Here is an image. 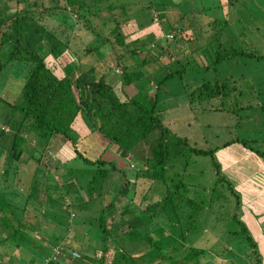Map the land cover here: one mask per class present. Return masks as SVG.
Returning <instances> with one entry per match:
<instances>
[{
  "label": "trees",
  "instance_id": "obj_1",
  "mask_svg": "<svg viewBox=\"0 0 264 264\" xmlns=\"http://www.w3.org/2000/svg\"><path fill=\"white\" fill-rule=\"evenodd\" d=\"M9 1L0 0V74L11 67L21 73V79H18L20 85L13 100L0 95V178H3L2 182L0 180V264H59V259L52 258L54 247L60 248L57 256L73 251L78 253V257L69 259V264H207L204 255L209 251L211 257L221 263L224 254L221 248L233 240H246L258 259L257 243L242 220L240 194L232 180L221 172L222 166L215 154L233 142L242 143L255 156L262 157L264 164V149L259 147L261 145H249V139L236 134L229 140L223 138L221 143L213 142L207 148L192 146L188 137L177 135L161 119L159 115L166 108H157L161 87L179 78L177 84L183 94L180 92L181 96L168 98L179 103L184 112L187 109L214 112L230 106L227 110L234 120L252 121L255 108L251 107L250 98L242 97L245 92L242 87L250 77L228 73L224 64L242 57L264 59V54L238 46L239 38L227 32L231 8L239 0H218L216 5H206L205 0H176L171 7L181 10H177L178 16L171 21L155 6L158 1L134 2L140 3L142 9L154 8L150 20L157 24L149 25L151 30L145 37H129L124 26L121 27L118 18L127 20L129 2L106 0V9L97 13L103 18V33L97 30L92 42L81 48L83 52L69 60L65 67L60 66L59 60L69 56L70 39H62L50 31L38 21L36 14L64 19L71 13L83 18L86 2L53 0L54 4L47 5L45 1L15 0V8L11 10ZM115 9H122L123 16H119L122 12L114 13ZM188 13L194 26L183 25ZM109 22H113V26L108 25ZM86 26L89 28L88 24ZM46 29L57 43L50 46L49 54L44 58L36 45ZM196 30L199 33L195 34ZM181 39L188 44L172 47V43ZM109 51L114 56L115 76L120 79L118 88L107 81L112 69L104 65L106 60L99 55ZM126 52L132 63L128 62L129 58L125 60ZM165 53L168 54L166 62L161 60ZM89 55L91 58L87 57ZM195 55L203 63L195 60ZM100 59L103 67L99 65ZM221 66L225 70L221 71ZM151 80L156 87L154 91L146 88ZM231 98L233 101H229ZM256 108L263 112L262 105ZM242 111L247 112L242 115ZM77 122L81 123L78 129L75 128ZM200 124L206 127V123ZM229 127L236 129L240 125L235 121L229 123L228 131ZM94 135H98L103 156L113 146L118 150V155L113 157L132 159L135 182L130 181L128 173L113 161V157L100 154L89 157L78 147L82 141L91 144ZM30 139L41 147L42 155L52 153L47 146L56 140L55 150L60 147V155L69 158L64 162L54 159L51 165L41 163L40 158L35 157V150L27 146ZM28 149L43 171L36 166L29 185L22 189L18 184L20 177L13 183L9 180L8 167ZM192 155L212 157L216 180L208 201L188 194L189 183L185 179L191 178L188 168ZM47 158L50 160L53 155ZM75 158L85 165L81 174L64 172L66 164ZM50 169L62 170L59 179L49 172ZM115 171H119L125 181L116 193L111 194L109 178ZM55 180L60 182L48 183ZM136 180L147 181L148 189L152 184L161 186L160 199L142 206L145 190L135 189L133 194L137 195L131 200L130 189L131 185L136 186ZM6 181L9 183L3 184ZM108 195L111 200L103 202L102 198ZM119 196L129 198L115 219V201ZM220 199L226 202L223 206L226 215V205L233 200L236 206L234 220L227 222L215 214L216 208L210 203ZM85 210L91 211V215H86ZM30 214L40 217L44 225L61 231L59 240L41 236V227L36 228L27 220ZM159 215L168 219L169 230L155 220ZM75 223L83 224V233L96 240L98 245L93 247L92 253L75 240L74 231L69 233ZM233 224L238 227L234 228ZM122 227L125 230L116 234ZM176 228H179L178 232ZM203 231L214 236V243L206 248L197 237H192ZM37 236L41 237V242ZM118 237H122L120 242L126 246L116 242ZM109 241L114 242L111 255H107ZM229 262L237 264L233 259Z\"/></svg>",
  "mask_w": 264,
  "mask_h": 264
},
{
  "label": "rangeland",
  "instance_id": "obj_2",
  "mask_svg": "<svg viewBox=\"0 0 264 264\" xmlns=\"http://www.w3.org/2000/svg\"><path fill=\"white\" fill-rule=\"evenodd\" d=\"M39 1H45L47 5L54 4L53 0L52 1L37 0V2ZM84 1L86 2V4H88V5L85 4V6L83 7L84 10L83 13L87 17L86 16L83 18L75 17V15L68 13L66 14L64 19L62 17L61 19H58L55 16H49L47 14H42V15H39V13L36 14L38 21L42 25L46 26V28H48L50 31L56 32V34L60 38L62 39L69 38L71 41L72 48L69 49L70 51L69 56H66V58H61V60H59L61 67L62 66L65 67L69 60H72L78 54L80 55L81 54L80 52H83L81 48L84 49L88 43L92 42L93 36H95L94 33L98 34L97 30H100L101 34L103 33V28H104L103 18L102 16L101 17L98 16L97 13L106 9V0L105 1L84 0ZM114 1H116V3L117 1L120 2L124 1L130 3L128 4L127 7L125 6L128 11L127 20L125 17L118 18L121 23V27L124 26L125 32L129 33L128 34L129 37H133V35L139 37H145L147 32L151 30L149 25L153 26L157 24L156 23L157 21L154 22L153 19L150 20V16H151L150 14L152 13V15H154L153 13L154 8L147 7L142 9L140 3L137 4L134 3V2H142L143 4L145 2L147 3L150 0H114ZM151 1L159 2V4H155V6L158 9L160 8L161 15L164 14L165 18H167L170 21L172 19L174 20V18L178 16L177 10L178 11L181 10V8H178L176 10L175 8L171 7V5H173L176 2V0H151ZM239 1L242 2L240 3ZM239 1L235 2V6L231 8L230 11L231 22L229 23V29H227L228 30L227 32L229 33L230 36H237L239 38L240 45L238 46H240L241 48L250 51L252 50L257 54H264V0H239ZM205 2L206 5L207 4L216 5L218 0H205ZM8 3H9V9L14 10L15 0H11ZM25 4L28 3L25 2ZM119 5H121V3H119ZM140 8L143 11H137ZM117 12H122L119 16H123L122 9H115L114 13ZM220 12L222 14L224 10L222 9V11ZM87 24L89 25V28L93 29V31L86 26ZM188 24L194 26V21L192 19L191 14L189 13L186 14V16H184V21H183V25L186 26ZM108 25L113 26V22H109ZM155 28H158V25ZM47 31L48 30L46 29L43 32V35L40 36V39L38 40V43L36 45L39 54L44 58L47 57V54H49L50 46L52 44L57 43L56 39L54 40L52 39V36L50 35L51 32L49 31L47 32ZM196 33H199V30H196L195 34ZM168 39H172V38H168ZM166 43L168 44V42ZM161 44L165 45V42L162 41ZM182 44L186 45L188 44V42L183 41L181 39L180 41H175L174 45L172 43V47L175 45L177 46ZM110 54H111L110 51L107 52L106 55H103L102 53L99 54L101 55L103 60L104 59L106 60L104 64L102 62V59H100L99 65H102V67L103 64L108 67L110 66L112 72H110L107 75V81L112 85H114L115 88H118L120 85V79L117 77V75L115 76V73L117 72H115L116 67L114 65V56L113 54L112 55ZM166 54L167 53L161 56V60H163L164 62L168 61V57H167L168 54L167 55ZM125 56L127 57L125 60H128L129 58L128 62L130 63L133 62L128 52H126ZM87 57L91 58L90 55ZM194 59L200 61V63H203V60L196 55ZM236 60L237 61L224 62V64H226L225 69L226 72L228 73L233 72L235 73V75H243L246 76L247 78L248 76L250 77L249 82L242 87L245 90L244 95L242 97L244 99L246 97L250 98L251 107L255 108V110H253L254 115L251 118L252 121L244 120L241 118L239 119L235 118L234 120V117L231 116L229 110H227L230 106H228L227 109L225 110L216 109V111L214 112L211 110L210 112H205V110H198V109L192 111H189L187 109L188 112L187 111L184 112V110L179 106V103L177 104L174 102L173 99H170L173 97L177 98L181 96L180 92H182L183 94V90L179 87V84H177L179 78L171 81L167 85H163L159 90V100L157 103V108L158 110H163L164 107L166 108L162 112L160 111L161 114L159 116L164 121L166 126L169 127L174 133H176L181 137L183 136L188 137V140L192 146L207 148L210 145H212L213 142L221 143L223 142L222 140L223 138L226 137V139L229 140L232 139L236 134L237 136L249 139V145L253 147L261 145L259 147L261 149H264V59L242 57V58H237ZM225 69H223V66H221V71ZM144 71L146 72L145 69ZM18 79H21V73L17 72L14 68L7 67L5 70L1 72L0 74L1 97L9 100H13L15 98L18 89L17 86L20 85V81ZM257 79L259 80V83L257 82ZM251 87H253L252 91H251ZM146 88L149 90L152 89L153 91L155 90L156 87L153 86V80H151L150 83L146 85ZM134 91L136 90H133V92ZM256 96L258 100L257 99L252 100V98L254 97L256 98ZM164 97L166 98V102L164 101ZM229 101H233L232 98ZM257 103H260L262 105L263 112H260V109L256 108L261 106L260 104L257 105ZM246 112L247 111H242V115L245 114ZM235 121H237L240 127L239 128L237 127L236 129L229 127L230 129L228 131L227 127L229 123H234ZM200 122L206 123V127L203 126L204 124H200ZM80 124H81L80 122H77L75 128L78 129L80 127ZM227 132L229 133L227 134ZM97 136L94 135V140L90 139L91 144H89L86 141H82L78 145V147L81 150H84L86 155L89 157L98 156L99 154L103 156L102 154L103 152L101 153V151H103V148L102 145L99 144V140ZM55 142L56 140H54L52 144L47 146V150L51 151L52 153L44 152L43 155L40 152L41 147L38 146V144L36 143V141H34V139H30V141H28L27 143V146L28 148H30V150H35V157L36 159L40 158L41 163H46V165H51L54 159L64 162L69 158L66 155H60L59 153L60 147L58 149L56 148L55 150V144H56ZM39 144H42V141H40ZM230 146L222 147L219 151H217L215 154L216 159L219 158L217 153L221 151H226L225 153L229 152L233 156L239 157V155L242 154V151H246V149L249 150L242 143L233 142V144L231 143ZM52 155L53 158L49 160L47 157H52ZM113 155L116 157L118 155V150L117 149L115 150V147L112 146V148H110V151L106 152V154H104L103 157L111 158L113 157ZM115 157H113L114 158L113 161L116 164L118 163L119 166L125 169L126 173H128L127 176L129 177L131 182H135L134 181L135 170H132L133 168H135L133 166L135 163H132L131 161L132 159L121 156L117 158ZM36 159L31 157L29 149L23 150L20 157L15 162L13 161L11 165L8 167L9 180L13 183L16 181L17 177H20L21 180L18 182V184L21 186L20 188L25 189L29 185L31 179L33 178L34 168L37 166L40 172L43 171L41 169V164L37 165ZM252 160L253 159L251 158L247 160L246 159L243 160L244 162H241L239 166L240 172L234 173L231 176V179L224 173V171H222L223 170L222 167H221V172L224 173L230 180H234V179L249 180L251 178L250 175L253 174L255 170L254 163H252ZM259 161L260 163H263V158L261 157ZM263 165L262 168L264 170ZM83 166L85 165L82 162V160L79 158H75L74 160L66 164V168H64L63 171L66 172L69 170L68 172L81 174L80 171H82ZM188 169H189V173L191 174V178L185 179L186 182L189 183L188 194L199 199L207 198L208 201V198L212 192L211 187L212 185H215L214 182L216 180L215 167L213 165L211 155H192L190 158ZM20 171H22V173ZM49 172H52V175H54L56 179H59L58 176L62 173V170L56 172L50 169ZM263 176L264 173L258 171V174L255 176V178L250 179V181L247 183L238 185L239 191L237 190V188L236 191L239 192L240 194L241 203L245 202L248 196L253 197L252 193L255 189L258 190L257 192H259L260 190L264 191ZM0 180L2 182L3 178H0ZM124 181H125V177L119 171H115L109 178V187H108L109 193L111 194L116 193L118 189L123 185ZM59 182L60 181L55 180V181H50L48 183H50V185H54L56 183L58 184ZM146 182H141V180L138 182L136 180V186L131 185V189H130V195H131L130 198H132L131 200H135V195H137L135 193L133 194V190L134 191H136L135 189L145 190V200L142 203V206H145L147 202L153 203L157 201L158 199H160L161 195L163 194V189L161 190V186L152 184L151 188L148 189L149 185ZM8 183L9 181H6L3 184L7 185ZM251 185H253L255 189L253 187H250ZM234 186L236 187L235 184ZM255 194L257 195V193ZM128 198L124 196L123 197L119 196V198L115 201V212L113 214L115 219L119 217V213L122 209V204L126 200H128ZM109 200H111V195L102 198L103 202H107ZM225 203L226 202H223L220 199V200H212L210 204L212 208H216L215 214H217L221 218V220H226L228 222L234 220L233 215L235 213L236 206L233 203V200L231 204H227L226 206L228 207H227V215H226V213L225 214L223 213L225 208L223 206ZM84 212H86V215H91V211L85 210ZM73 219L74 217L72 218V220ZM27 220L29 223H32L36 228L41 227V230L39 231L41 233L40 235L46 237V239L49 240L53 239L54 241H57L59 240V237H61V231L59 232L57 228L54 229L51 226L44 225L40 217L30 214ZM155 220L158 221V223H160L167 230L170 229L169 221L164 216L162 215L156 216ZM202 225H204L203 221H202ZM232 226L234 228L238 227V225L236 226L234 224ZM178 229L176 228V232H178ZM124 230L125 228L122 227L117 230L116 234H120ZM70 231H74L75 233L73 237L75 238V240L79 243H82V246L88 252L92 253L93 247L97 244V242L90 236L83 233L84 225L81 223H75L73 224L72 229L70 228L69 233ZM210 236L212 237L211 239ZM192 237L193 238L197 237V239L202 243V245H205V248L208 247L209 244L214 240V236L209 231H206V233L204 231L201 233L200 232L196 233L192 235ZM36 238L41 242V237L37 236ZM119 238L122 237H118L116 239V242L119 245L126 246V243H124L123 241L120 242L121 239ZM253 238L255 237L253 236ZM258 242H257L258 244L257 253L259 254L258 259L256 258L257 256L255 255V253L251 251L252 249L250 248L252 247H250V245L246 240L241 242L240 240H233L231 243L224 244L223 247L221 248L222 252L224 253V254L221 253L223 254V257H221L223 261L221 263L217 259L211 257L209 253L212 252L210 251L208 253L205 252L204 256L208 261L207 264H230L229 261L231 259H233L237 264H264V255H263L264 250L262 251L263 248L259 246L261 242L260 241ZM108 244L110 246V251L107 252V255H111L112 254L111 247L113 246L114 242L109 241ZM219 244L221 245L220 241ZM214 247L218 248L216 244L214 245ZM178 254L179 253H177V255ZM75 257L76 256L72 252H68V254L65 253L62 256H57L56 259H59L57 260L59 264H69V259L72 260ZM225 257H227L228 259L224 260ZM259 260L260 262H258Z\"/></svg>",
  "mask_w": 264,
  "mask_h": 264
},
{
  "label": "crops",
  "instance_id": "obj_3",
  "mask_svg": "<svg viewBox=\"0 0 264 264\" xmlns=\"http://www.w3.org/2000/svg\"><path fill=\"white\" fill-rule=\"evenodd\" d=\"M244 120H246L244 118ZM230 146V145H229ZM228 147V146H227ZM231 147V146H230ZM226 151H221L218 154L219 158L218 160L220 163H222V169L224 173L231 179V176L234 173H239L240 169V163L244 162L243 160L247 159H253L252 163H254V172L250 175V179L255 178V176L258 174V171H261L264 173V170L262 168L263 163H260V158H257V156L254 155L250 150L242 151V154L239 155V157L233 156L231 153H225ZM224 153V154H221ZM239 164V165H238ZM264 166V165H263ZM249 180H239L234 179L232 180L233 183L236 185L235 189L238 190L239 184H244L250 181ZM264 179V176H263ZM243 181V182H242ZM250 187H255L251 185ZM239 191V190H238ZM255 189L252 193L253 197H247L245 202H242V220L246 223L250 233L255 237L254 240L256 243L260 241L261 243L259 246H261L264 250V191H259ZM257 193V195L255 194ZM254 202H253V201ZM252 201V202H251ZM206 229V228H205ZM214 241V240H213ZM212 241V242H213ZM211 242V244H213ZM259 243V242H258ZM258 245V244H257ZM264 255V253H263Z\"/></svg>",
  "mask_w": 264,
  "mask_h": 264
},
{
  "label": "built area",
  "instance_id": "obj_4",
  "mask_svg": "<svg viewBox=\"0 0 264 264\" xmlns=\"http://www.w3.org/2000/svg\"><path fill=\"white\" fill-rule=\"evenodd\" d=\"M60 252H61V251H60V248H59V247H54V248H53V251H52V255H53L52 258L55 259V257H57V255H59ZM72 253H73L76 257H78V253H76V252H72ZM48 259H49V258H48ZM48 259H47V261H48ZM47 261H46V262H47Z\"/></svg>",
  "mask_w": 264,
  "mask_h": 264
}]
</instances>
